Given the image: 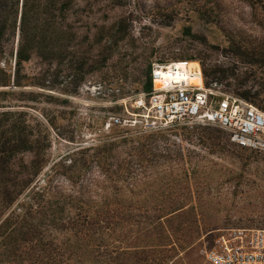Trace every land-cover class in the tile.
<instances>
[{"label":"rangeland","instance_id":"1","mask_svg":"<svg viewBox=\"0 0 264 264\" xmlns=\"http://www.w3.org/2000/svg\"><path fill=\"white\" fill-rule=\"evenodd\" d=\"M79 19L78 64L32 58L0 87L40 151L0 168V264H204L219 231L264 228V152L215 125L107 122L173 60L264 110V0H93Z\"/></svg>","mask_w":264,"mask_h":264},{"label":"built area","instance_id":"2","mask_svg":"<svg viewBox=\"0 0 264 264\" xmlns=\"http://www.w3.org/2000/svg\"><path fill=\"white\" fill-rule=\"evenodd\" d=\"M151 90L134 101L140 114L110 116L112 126L138 122L145 129H165L183 123L215 125L236 147L264 152V110L224 90L204 84L198 61L155 62ZM204 264H264V228L229 227L198 247Z\"/></svg>","mask_w":264,"mask_h":264},{"label":"trees","instance_id":"3","mask_svg":"<svg viewBox=\"0 0 264 264\" xmlns=\"http://www.w3.org/2000/svg\"><path fill=\"white\" fill-rule=\"evenodd\" d=\"M92 8L93 0H0V87L19 86L23 64L32 58L43 62L55 59L59 63L68 58L71 64H78L79 16L83 10ZM9 61L13 63L12 71L7 68ZM150 69L145 92L151 90ZM44 73L39 75L44 77ZM9 93L12 91L3 89L0 96ZM242 96L249 98V93L244 92ZM36 144L25 127L17 125L12 112H0L2 170L9 168L17 155L25 154H31L29 165L36 166L40 153ZM33 176H21L15 185L19 190L25 189Z\"/></svg>","mask_w":264,"mask_h":264}]
</instances>
